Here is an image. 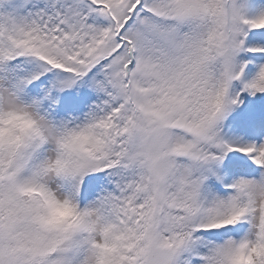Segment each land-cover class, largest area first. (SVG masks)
<instances>
[{
  "label": "snow or ice",
  "instance_id": "6c2138e0",
  "mask_svg": "<svg viewBox=\"0 0 264 264\" xmlns=\"http://www.w3.org/2000/svg\"><path fill=\"white\" fill-rule=\"evenodd\" d=\"M0 264H264V0H0Z\"/></svg>",
  "mask_w": 264,
  "mask_h": 264
}]
</instances>
